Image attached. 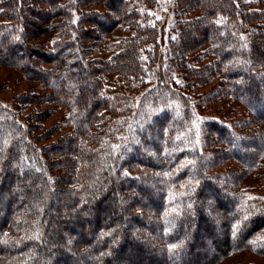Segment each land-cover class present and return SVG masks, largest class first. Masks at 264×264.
<instances>
[{
	"label": "trees",
	"instance_id": "16d2710c",
	"mask_svg": "<svg viewBox=\"0 0 264 264\" xmlns=\"http://www.w3.org/2000/svg\"><path fill=\"white\" fill-rule=\"evenodd\" d=\"M157 2L0 0V66L39 85L0 103V264L264 255V199L246 184L264 160V0H175L163 52ZM165 54L170 74L136 105ZM223 101L248 112L200 118ZM52 106L64 116L45 129Z\"/></svg>",
	"mask_w": 264,
	"mask_h": 264
},
{
	"label": "rangeland",
	"instance_id": "374dc122",
	"mask_svg": "<svg viewBox=\"0 0 264 264\" xmlns=\"http://www.w3.org/2000/svg\"><path fill=\"white\" fill-rule=\"evenodd\" d=\"M157 1V6L151 12L155 20H157L158 27L162 32V41H164V47L162 48L163 50L161 52H163L165 50V47H167V42L170 39V30L174 23L173 3L175 0ZM123 37H126V32L124 30V27H119L116 31L107 36V40L109 44H112L118 42ZM113 52L114 50L101 49V51L98 52V55L101 58L108 59ZM168 62L169 61L166 54L162 55V58L156 59V63L153 64L151 69L146 74V79L143 87L140 88L135 95L136 105L140 106L141 104L142 107L145 105L143 104V100L144 98L147 99L148 94H152L154 87H156L157 80L160 74L159 71H162V69H164L166 73L168 72L170 74V67ZM115 81L116 75H110L108 77L109 84L112 85ZM38 87V83L27 80L18 70L10 67L0 66V103L3 106L15 108V101L17 99L23 97L24 95H27ZM211 87L204 89V91L210 90ZM39 92L40 94L45 93L41 91ZM52 108L54 109L53 116L43 124L45 129L57 124L64 116V111L62 109H59L56 106H52ZM232 108H236L237 114L239 115H245L248 112L245 107L237 104L234 101L229 103L223 101L219 104L205 106L204 109H202L203 113L201 114L200 118H204L207 120H217L219 116H221L224 112H229ZM31 109L32 108L30 107L26 110H21L23 118H26ZM204 113H206V116ZM235 115L236 113L232 112L231 116L233 117ZM186 184V182H183L179 184L178 187L173 188V191L169 193L168 197V201L170 203L174 201L176 195L182 193L183 187ZM246 184L252 189V192L250 194L252 198L264 199V160L261 167L248 178ZM171 208L172 206H170V210ZM255 246L258 247L257 245ZM218 264H264V255L259 254L255 251H241L233 253Z\"/></svg>",
	"mask_w": 264,
	"mask_h": 264
}]
</instances>
